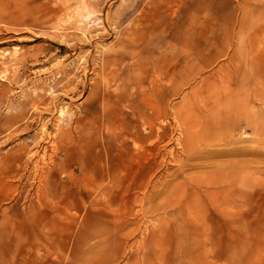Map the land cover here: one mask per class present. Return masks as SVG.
<instances>
[{"label":"rangeland","instance_id":"rangeland-1","mask_svg":"<svg viewBox=\"0 0 264 264\" xmlns=\"http://www.w3.org/2000/svg\"><path fill=\"white\" fill-rule=\"evenodd\" d=\"M45 1L29 0L19 6L21 3L15 0H0V127L3 125L0 132V264H264V173L255 174L263 184L256 192L251 188L253 178L250 177L246 180L248 187H244L239 196L225 194L233 202L213 205L208 197V203L204 199L195 201L190 213L185 207L180 208L176 201L168 199L169 186L162 181L182 185L186 177L201 174L203 167L182 171L178 162L170 161L163 167L161 164L155 166L151 160L138 173L99 176L96 154L102 146L100 134L107 131L101 124L103 105L109 115L117 113L120 118L109 127L113 137L108 145L114 152H133L136 143L146 146L156 140L155 135L147 141L137 136L130 138L124 127L131 124L122 119L123 116L125 119L132 117L127 106L129 101L126 98L115 101V97L121 96L126 88L134 93L136 85L126 83L127 78L133 79L128 76L126 67L137 58H126L112 66L113 72H119L116 80L111 79L114 75L108 72L110 70L97 64L96 70H90L88 76L66 75L58 84L55 80L60 69L77 71L75 64L80 60V52L94 49L93 54L101 58L104 51L117 46L123 35L116 28L112 35L98 41L96 48L87 46L77 53L72 48L69 52H60V48L71 47V44L64 40L62 33L57 35L51 29L55 19L43 26L24 25L19 20V17H36L38 10L45 14L48 11ZM106 1L110 17H128L121 27L135 25V20L144 15L158 21L169 36L163 41L155 37L149 42L152 46L163 49L171 44L181 52L191 45L196 53V66L208 63L197 73L191 85H185L169 98L173 104L183 105L194 88L200 86L203 89L210 80L216 84L218 77L226 79L233 53L246 66L247 74L250 72L248 62L256 59L249 54L252 44L264 53V9L256 11L257 7H264V0H205L206 3L182 0L178 14L161 0L151 6L145 0ZM205 4V9L200 8ZM24 8L28 9L29 15L22 14ZM191 10L195 23L192 44L186 37ZM97 12V17L91 20L94 29H100L101 17H106V11L99 9ZM175 17L183 18V22H177ZM36 32H46L47 38L43 34L38 37ZM38 55L39 61L36 60ZM153 55L155 58L159 56L157 52ZM16 56L27 58L26 63L16 62ZM180 60L181 64L172 68L170 75L181 73V76L186 71V58ZM256 60L262 63L264 56ZM167 61L162 59V63ZM7 71L14 79L5 76ZM68 78H74L75 83L80 81L79 87L66 97L62 96L56 105L51 104L52 96L64 93L61 86ZM108 79L109 86L105 87ZM180 80L178 77L177 81ZM97 82L101 85L95 88ZM144 84L147 85L148 81ZM95 90L98 97L91 99ZM248 90H252L251 84L246 86V92ZM2 91L8 96H1ZM36 101L39 110L33 108ZM24 103H27V117L13 120L12 116ZM257 105L264 112V103ZM169 119L172 124L161 133L155 149L159 151V163L169 151L184 160L186 149L197 145L196 140L188 139L187 128L176 124L172 117ZM45 122L48 124L46 129ZM46 132L50 137L41 141ZM247 133L249 137L245 143L257 144L251 140L255 134L251 130ZM25 147L31 152L25 151L22 158L12 161L13 166L7 169L8 162L2 158L22 153L21 149ZM44 147H47L46 156ZM260 147L264 150V143ZM35 151L40 153L33 154ZM54 151L55 156L50 158ZM193 160L199 162L203 158ZM50 161L57 163V169L48 176V183L65 196L61 199L57 194L53 202H66L70 215L57 214L44 220L39 216L42 209L38 206L47 175L42 177V173H37L36 165L44 166ZM41 177L44 178L42 182ZM125 191V200H122ZM237 198H246V202L243 200L242 205L236 206L234 201ZM75 205L80 214L72 216ZM31 206L36 220L28 225ZM218 207L223 209L226 217L218 212ZM189 215L193 218L190 219ZM45 231L50 234L45 236Z\"/></svg>","mask_w":264,"mask_h":264},{"label":"bare ground","instance_id":"bare-ground-1","mask_svg":"<svg viewBox=\"0 0 264 264\" xmlns=\"http://www.w3.org/2000/svg\"><path fill=\"white\" fill-rule=\"evenodd\" d=\"M15 1H18L19 4L21 3L19 6H22L29 0ZM158 1L145 0L146 4L150 3V6L153 3H158ZM161 1L169 9L172 8L174 14H178L177 12H179L180 5L183 2L182 0ZM201 1L206 3L205 0ZM45 4L48 8L45 14L41 10H38L36 17L31 19L30 17H19V20L21 19L24 25L31 23L43 26L49 20L55 19L51 29L55 30L57 35H61L62 33L61 36L64 40L71 44V47L65 46L60 48V52H69L72 48L77 53V50L86 48L87 46L96 48L97 45L95 44L105 39L106 36L112 35L116 28H119L123 35V37L119 38L117 46L104 51L101 58L93 54L94 49L87 53L80 52L82 53L80 60L75 64L77 71L72 73L69 69H60L58 71V79L55 80L58 81V84L66 75L88 76L90 70H96L97 64H100L104 70H110L108 72L114 75V78L112 77L111 79L116 80L119 72H113L112 66L120 64L126 58H137L136 61L131 62L126 67L127 73H129L128 76L133 77V79L127 78L128 81L126 83L130 84L133 82L136 85L134 93H131L126 88V91L121 96L115 97V101L118 102L123 98L129 101L127 106L132 117L130 119L126 117L125 119L123 116L122 119L131 124V126L127 125L124 127V132H128L130 138L133 139L137 136L147 141L155 135L156 140L150 141L146 146L136 143L133 152L130 150L127 153L123 151L114 152L108 145L113 137V134L109 131V127L119 122L120 118L117 116V113L115 116L109 115L106 106L103 105V113H101L103 123L101 122V124L103 129L107 131H102L100 134L102 146L98 155L96 154L99 161L97 173L100 177H104L106 173H138L144 170L146 164L150 163L151 160H153L155 166L161 164L163 167L170 161L178 162L182 171L187 170L186 168L203 167L205 169L201 174L186 177L182 185H174L172 184L174 182H169L168 180L162 181V183L169 186L168 199L176 201L180 205V208H186L187 213H190L195 201L200 202L204 199L207 202L208 197H211L213 205L217 202L220 205L233 202L228 200L225 194L229 193L239 196L243 193L244 187H248L246 180H250V177L253 178V185L251 187L253 191L256 192L263 185L258 180L259 176L255 175L257 173H264V150L260 147L261 143H264V112L257 105L260 102L264 103V62L260 63V61L256 60L264 56V53L260 51L259 47L253 44L250 47L249 54L252 58L256 59L253 61L249 60L251 62H248L247 65L250 67L248 74L245 72L246 66L242 65L243 63L239 61L240 59L237 60L233 53L228 66L230 73L226 79L218 77L216 84L210 80L203 89L200 86L199 88H194L187 95L186 103L183 105L179 103L173 104L169 102V98L178 94L185 85H191L201 68H204L208 64L196 66L194 63L196 53L191 45H188L181 52H179L180 50L178 51L176 46L171 44L165 46L163 49L152 46L149 42H152L155 37L158 36L163 41L169 36V34H166L167 30L160 27L158 21L152 20L153 17H145V15L136 19L135 25L121 27L128 17H110V12L107 10L108 1L106 0H46ZM206 6V4L200 5V8L205 9ZM24 9L22 14L29 15L28 9ZM99 9L102 12L106 11V17H101L100 29L99 27L94 29L91 20L97 17ZM188 9H191V7L189 6ZM263 9L264 7H257L256 11ZM208 15L207 11L206 16ZM189 17L186 37L188 36L192 44V34L195 31L193 10H191ZM175 18L177 22H183V18ZM34 19L36 20L35 23L33 22ZM240 25H244L243 20L240 21ZM91 28L95 31H92ZM63 30L69 32L64 33ZM36 34L38 37H41L43 34L46 38L48 35L46 32H36ZM154 52L159 54L157 58L154 57ZM167 55H170V58ZM181 56L186 58V71L181 76V73L170 75V70L172 68L176 69L181 64L180 58H183ZM23 57L19 58L16 56L14 60L20 64H25L27 58ZM39 57V55L36 56L37 61H39ZM163 58L168 61L162 63ZM36 64H40V62ZM169 75L168 83H165L164 81ZM5 76L10 80L14 79L13 74L8 71L5 73ZM177 76L181 79L179 82L177 81ZM147 77L150 79H147ZM145 81H148L147 85L144 84ZM109 82V79L105 81V87L109 86ZM250 84L252 85V90L246 92V86ZM72 85L75 86L68 89ZM79 85L80 81L75 83L74 78H68L67 82L61 86V91L64 93L52 96L53 100L50 103H55L56 105L62 96L66 97L68 93L74 92ZM100 85L101 83L99 82L95 83V88H98ZM4 90L6 93L7 89L4 88ZM5 93L2 91L1 96H8ZM39 94L37 96H40ZM97 97L98 94L95 90L92 92L90 98L96 99ZM39 107L37 101L33 103L34 110H39ZM44 109L48 108L44 107ZM26 112L27 103H24L20 106L18 112L12 116L13 120L26 118ZM170 117H172V120L176 124L187 128L188 139L196 140L197 145L191 147L190 150L186 149L187 157L184 160L173 151H169L167 152L168 156H164L161 163H159V151L155 149H157L156 147L161 139V133H164L165 128L172 124V121L169 119ZM47 126L48 124L45 122V129ZM140 126L144 128L141 129ZM2 129L3 125L0 127V132ZM247 130H251L255 134L251 140L256 141L257 144L250 145L245 143L249 137ZM60 131L63 130L60 129ZM48 137H50L49 132L42 134L41 141L46 140ZM25 148L21 149L22 153L8 154L2 158L4 162H8L7 169L13 166L14 161L20 160L25 151L31 152V150ZM46 151L47 147H44L43 154L45 156ZM37 152L39 151H35L33 154ZM55 153V151L51 153L49 155L50 158L55 156ZM198 158H203V160L199 162L193 160ZM55 166H57V163L52 164L51 161L45 162L44 166L36 165L37 173H42V177H46L47 175L43 186L44 190L40 192L38 206V208L42 209L39 216L44 218V220L53 217V215L58 216L57 214L70 215V208L66 202H63V200L60 203L53 202V198L57 194L61 199H65L61 191L57 192L48 183V176H52L51 173H54L57 169ZM3 167L5 168V166ZM42 177L41 182L44 181ZM125 194L126 191L121 196L122 200H125ZM254 194L252 192V195ZM214 196L215 199H212ZM240 199L237 198L234 201L236 206L242 205L243 200L246 202V198ZM75 208L74 213H71L72 216L80 214L78 212L79 207L75 205ZM219 209L218 207V212L223 217H226L224 211H221L223 209ZM33 211L34 207L31 206L28 225L32 222L34 223L36 220V215ZM214 213L212 212V215ZM189 217L190 219L193 218L192 215H189ZM34 226L38 227L37 224H34ZM49 234L50 232H44L45 236Z\"/></svg>","mask_w":264,"mask_h":264}]
</instances>
